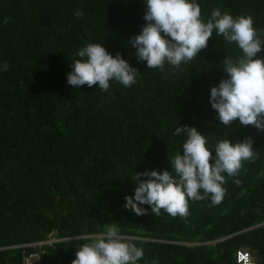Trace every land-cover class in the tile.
<instances>
[{
    "label": "trees",
    "instance_id": "16d2710c",
    "mask_svg": "<svg viewBox=\"0 0 264 264\" xmlns=\"http://www.w3.org/2000/svg\"><path fill=\"white\" fill-rule=\"evenodd\" d=\"M195 2L205 22L216 8L250 15L264 40V0ZM145 11L146 0H0V67L8 64L0 70V264H24L31 251L38 264H71L80 245L113 223L143 248L137 264H235L240 247L264 264V131L238 120L224 126L209 103L210 88L227 79L223 59L240 50L214 31L179 69H147L130 43ZM87 43L120 53L136 82L110 81L107 92L69 85ZM185 125L205 135L213 155L220 139L251 138L257 158L225 177L220 204L190 200L186 219L156 216L148 205L142 216L125 209L135 172H171L169 158L183 154L186 138L173 133ZM49 233L58 240L20 245Z\"/></svg>",
    "mask_w": 264,
    "mask_h": 264
},
{
    "label": "clouds",
    "instance_id": "9594fccd",
    "mask_svg": "<svg viewBox=\"0 0 264 264\" xmlns=\"http://www.w3.org/2000/svg\"><path fill=\"white\" fill-rule=\"evenodd\" d=\"M143 19L147 23L130 43L136 49L137 61L146 62L147 69L163 70L166 63L179 69L207 47L214 31L228 43H235L241 54L223 59L227 79L210 88L209 103L224 126L238 120L243 126L264 131V59L257 58L264 51V40L250 15L233 17L216 8L205 22L195 0H146ZM75 55L79 59L71 63L72 71L67 74V83L73 88L96 85L107 92L110 81L125 87L136 82L138 71L120 53L113 57L101 44L87 43ZM0 70H8L7 62ZM182 133L186 137L181 145L183 154L180 151L168 157L171 172H135L134 195L124 197L125 209L142 216L147 214L142 205H148L156 216L163 210L173 218L186 219L190 215V200L208 199L212 205L220 204L226 191L225 177H236L245 162L257 158L251 138L234 144L220 139L214 145L213 155L205 135L195 127H176L173 135ZM143 255V248L125 240L118 224L113 223L92 237L90 243L80 245L71 264H137ZM152 264L157 262L153 260Z\"/></svg>",
    "mask_w": 264,
    "mask_h": 264
},
{
    "label": "built area",
    "instance_id": "2783aa9c",
    "mask_svg": "<svg viewBox=\"0 0 264 264\" xmlns=\"http://www.w3.org/2000/svg\"><path fill=\"white\" fill-rule=\"evenodd\" d=\"M49 236H52L53 238L49 239ZM62 239V238H61ZM58 240L57 237H54L49 233L47 235V238L39 241H32V242H26L23 244H20L21 246H36L39 247L43 243H50L52 241ZM234 261L235 264H254L252 255L249 250L245 248H237L234 251ZM22 262L24 264H38V254L35 251H31L28 253H22Z\"/></svg>",
    "mask_w": 264,
    "mask_h": 264
},
{
    "label": "rangeland",
    "instance_id": "374dc122",
    "mask_svg": "<svg viewBox=\"0 0 264 264\" xmlns=\"http://www.w3.org/2000/svg\"><path fill=\"white\" fill-rule=\"evenodd\" d=\"M99 234H100V233H99ZM50 238H53V237H52V236H49V239H50Z\"/></svg>",
    "mask_w": 264,
    "mask_h": 264
}]
</instances>
